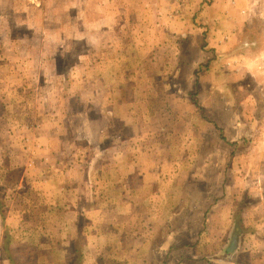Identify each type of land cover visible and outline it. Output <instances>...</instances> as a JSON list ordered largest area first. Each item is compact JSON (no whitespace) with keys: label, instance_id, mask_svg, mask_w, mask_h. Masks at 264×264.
Wrapping results in <instances>:
<instances>
[{"label":"rangeland","instance_id":"rangeland-1","mask_svg":"<svg viewBox=\"0 0 264 264\" xmlns=\"http://www.w3.org/2000/svg\"><path fill=\"white\" fill-rule=\"evenodd\" d=\"M200 240L264 264V0H0V264Z\"/></svg>","mask_w":264,"mask_h":264},{"label":"crops","instance_id":"crops-1","mask_svg":"<svg viewBox=\"0 0 264 264\" xmlns=\"http://www.w3.org/2000/svg\"><path fill=\"white\" fill-rule=\"evenodd\" d=\"M225 39L232 40V38H226V37L223 38L222 37L221 38V42L224 41ZM242 39H243V37L241 36V40ZM244 52H246V51L244 50L243 53ZM248 52H250V51H248ZM234 53H235L234 55L239 54L238 51H235ZM236 58L237 59L238 58H243V56L236 57ZM121 105H122V103H121ZM226 211H227L226 209L225 210L224 209H221V227L219 228V230H221V232H223V233H226L227 232V229L226 228H228L227 225H226V221H227L226 220V218H227V212ZM140 215H141V217H140ZM143 215H144V212H137V218H136V220H137L136 223L140 225L139 226V229H141L142 232H143V226L145 224L144 223V217H143ZM155 224H158V225L157 226H153ZM160 224H162V225L165 224V221L164 220H161L160 222H158V221H156V222L152 221V224H151L152 225V229H154L155 227L158 228V226ZM198 232H200V231H198ZM206 239H203V240H206ZM203 240H200L199 242L194 243L195 246H194V249H193V250L198 251L199 253H201L202 257L200 259H197L194 256H192L193 259H192V257L191 258L185 257V254L182 257L176 258L175 256L169 255V253H168V256L167 257H164L163 260H161V259H157V260L156 259L155 260L154 259H151L150 264H157L158 262H161L162 263V261L165 262L166 264H182V263L183 264H244L243 263V260H241V259H239L237 257H234V255L236 253V250H234L235 249V245H234V243H232V241H231L230 245L228 246V248L225 247L224 243L221 244V248H219V250L216 249V255L215 254H211V256L209 257L208 256V253H211L212 251L211 252H208L207 251L208 249H205V244H204L205 241H203ZM186 244L187 243H185V246H186ZM143 246H144V243H141L140 246L137 245L138 250L141 251V253H140L141 254V258H139L136 261L135 264H145L144 263V247ZM157 248L159 250H161L160 248H164V247L163 246L160 247V245L158 244V247ZM166 248H167V250L168 249L172 250L171 249L172 248L171 243L168 244ZM174 248H176V246H174ZM178 249L180 250V249H182V247L181 248H178ZM159 250H158V252H160ZM199 253H197V254H199ZM173 254L175 255V252ZM250 259H251L250 262L252 261L251 263H253L254 262L253 261V258H250ZM255 261H257V260H255ZM257 262H260V261H257ZM146 263L149 264V262H146Z\"/></svg>","mask_w":264,"mask_h":264},{"label":"trees","instance_id":"trees-1","mask_svg":"<svg viewBox=\"0 0 264 264\" xmlns=\"http://www.w3.org/2000/svg\"><path fill=\"white\" fill-rule=\"evenodd\" d=\"M246 43H249L248 41H245Z\"/></svg>","mask_w":264,"mask_h":264},{"label":"water","instance_id":"water-1","mask_svg":"<svg viewBox=\"0 0 264 264\" xmlns=\"http://www.w3.org/2000/svg\"><path fill=\"white\" fill-rule=\"evenodd\" d=\"M232 243H233V241H232Z\"/></svg>","mask_w":264,"mask_h":264}]
</instances>
